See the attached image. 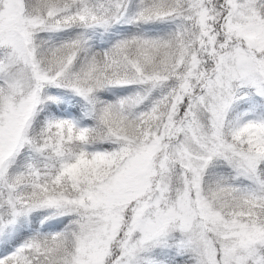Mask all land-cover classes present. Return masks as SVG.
Returning <instances> with one entry per match:
<instances>
[{
	"label": "snow or ice",
	"instance_id": "snow-or-ice-1",
	"mask_svg": "<svg viewBox=\"0 0 264 264\" xmlns=\"http://www.w3.org/2000/svg\"><path fill=\"white\" fill-rule=\"evenodd\" d=\"M0 264H264V0H0Z\"/></svg>",
	"mask_w": 264,
	"mask_h": 264
}]
</instances>
